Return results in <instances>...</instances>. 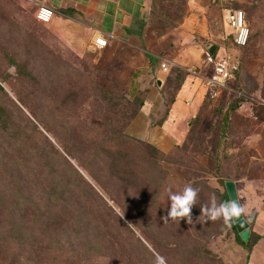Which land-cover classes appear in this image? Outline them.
Returning a JSON list of instances; mask_svg holds the SVG:
<instances>
[{"label": "rangeland", "instance_id": "1", "mask_svg": "<svg viewBox=\"0 0 264 264\" xmlns=\"http://www.w3.org/2000/svg\"><path fill=\"white\" fill-rule=\"evenodd\" d=\"M152 7L137 38L79 57L34 6L0 0V264H264V0ZM227 9L246 15L243 49L226 37ZM211 45L236 57L239 78L205 96L185 139L162 153L127 136L150 90L169 104L190 71L204 75ZM225 182L248 223L245 242L232 219H209L230 203ZM188 184L191 223H165L169 195Z\"/></svg>", "mask_w": 264, "mask_h": 264}, {"label": "crops", "instance_id": "2", "mask_svg": "<svg viewBox=\"0 0 264 264\" xmlns=\"http://www.w3.org/2000/svg\"><path fill=\"white\" fill-rule=\"evenodd\" d=\"M35 8L54 11L46 24L49 33L75 56L90 50L96 35L107 45L128 42L143 33L152 17V0H22ZM218 48V47H217ZM206 62V61H205ZM209 70L206 63L204 74ZM168 110L158 92L150 90L144 105L126 126L125 134L162 153L180 144L205 101V89L197 73L189 72ZM202 73V74H203ZM161 119L159 124L157 121Z\"/></svg>", "mask_w": 264, "mask_h": 264}, {"label": "built area", "instance_id": "3", "mask_svg": "<svg viewBox=\"0 0 264 264\" xmlns=\"http://www.w3.org/2000/svg\"><path fill=\"white\" fill-rule=\"evenodd\" d=\"M54 16V11L44 4L36 8L35 18L42 24H48ZM223 24L227 28L226 37H231L236 48L245 47L249 37V28L246 23L245 13L239 9H227L223 11ZM107 41L102 35H96L93 39L91 51L105 49ZM206 63L209 66V73L200 75L205 96L215 97L220 91L226 89L232 81H235V74L239 70V62L235 56L225 55L219 57L206 54ZM169 65L162 64V71L168 72ZM191 72V71H190ZM193 73V71L191 72Z\"/></svg>", "mask_w": 264, "mask_h": 264}, {"label": "clouds", "instance_id": "4", "mask_svg": "<svg viewBox=\"0 0 264 264\" xmlns=\"http://www.w3.org/2000/svg\"><path fill=\"white\" fill-rule=\"evenodd\" d=\"M197 191L188 184L184 187L182 195H169L168 199L170 201V208L168 209L167 216L161 217L165 223L168 220L179 221L181 219H187V222L191 223V208L196 203ZM202 213L205 209H201ZM243 209L237 205L235 201L228 205H222L219 209L211 211L209 213V219L212 221L217 220L219 217L223 216L225 224L234 217H239ZM157 264H161L157 261Z\"/></svg>", "mask_w": 264, "mask_h": 264}, {"label": "trees", "instance_id": "5", "mask_svg": "<svg viewBox=\"0 0 264 264\" xmlns=\"http://www.w3.org/2000/svg\"><path fill=\"white\" fill-rule=\"evenodd\" d=\"M152 3H153V0H152ZM152 15H153V9H152ZM245 19H246V15H245ZM246 23H247V20H246ZM247 25H248V23H247ZM248 28H249V26H248ZM228 38H230L231 39V41H232V38L231 37H228ZM249 41H250V30H249V37H248V41H247V44H246V46L249 44ZM233 43V42H232ZM245 46V47H246ZM245 47H242L241 49H243V48H245ZM218 51V48H217V50H216V52ZM215 52V55L217 54ZM149 58V60H150V62H153V59L151 58V57H148ZM239 78V70L236 72V74H235V82L237 81V79ZM182 82H183V80H182ZM182 82L180 83V85L177 87V90H176V92L180 89V87H181V84H182ZM0 91H2V88L0 87ZM176 92H175V94H176ZM175 94H174V97H175ZM174 97H173V99L170 101V103H172L173 102V100H174ZM144 102H145V99H144ZM144 102L143 103H141L140 104V109L142 108V106L144 105ZM170 103L169 104H166V103H164L165 104V108H166V110H168V107H169V105H170ZM139 109V110H140ZM234 109H235V106H232V107H230V108H228L227 109V111L225 112V114H224V116H223V119H222V129L225 131V128H226V125H227V122L229 121V114H231L233 111H234ZM0 111H1V107H0ZM139 112V111H138ZM1 115V114H0ZM136 116V112H133L132 114H131V116H130V121L134 118ZM161 122V119L159 120V121H157V123L156 124H159ZM129 124V123H128ZM132 140H133V138H131ZM134 140H136V139H134ZM138 141V140H137ZM143 143V142H142ZM145 144V143H144ZM146 145V144H145ZM148 146V145H147ZM148 147H150V146H148ZM151 148V150L152 151H155L156 149L155 148H153V147H150ZM68 155H70V157L72 158V159H74L73 158V156L71 155V154H69L68 153ZM66 162V161H65ZM67 164L69 165V167L71 168V171H72V173L75 175V177H77L76 179L77 180H81L85 185H87L89 188H91L90 187V185L88 184V183H86V180H84V178L82 177V175L79 173V171H78V168L76 169V168H74L70 163H68L67 162ZM64 175V174H63ZM62 175V176H63ZM90 177H91V175H90ZM120 179H122V177H119ZM68 182H65V185H66V187L68 188L69 187V185L67 184ZM224 185H225V183H224ZM92 189V188H91ZM223 198L225 199V201L226 202H228L229 201V198H228V195H227V192L225 191L223 194ZM232 225V228H234L235 230H236V228H235V224H234V222H233V220H232V223H231ZM236 232H237V230H236ZM239 234V233H238ZM240 235V234H239ZM241 238V237H240ZM242 239V238H241ZM243 241V240H242ZM243 242H245V241H243Z\"/></svg>", "mask_w": 264, "mask_h": 264}, {"label": "water", "instance_id": "6", "mask_svg": "<svg viewBox=\"0 0 264 264\" xmlns=\"http://www.w3.org/2000/svg\"><path fill=\"white\" fill-rule=\"evenodd\" d=\"M216 50H217V46L211 45L207 48V53L209 55L213 56V55H215ZM225 188H226V192H227V195L229 198V202L231 203V202L235 201L237 203V205L239 206L238 201H237V193H236L234 183L225 182ZM232 220H233V222L235 224V228H236L237 232L240 234V237L242 238V240L247 241L248 236H249L248 223L246 222V220L243 219L242 213L239 217L232 218Z\"/></svg>", "mask_w": 264, "mask_h": 264}]
</instances>
